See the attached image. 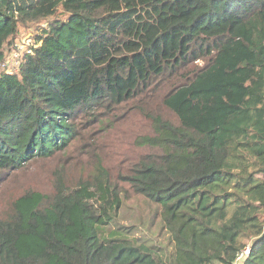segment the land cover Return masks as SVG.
Here are the masks:
<instances>
[{
	"label": "trees",
	"instance_id": "obj_1",
	"mask_svg": "<svg viewBox=\"0 0 264 264\" xmlns=\"http://www.w3.org/2000/svg\"><path fill=\"white\" fill-rule=\"evenodd\" d=\"M42 20L41 44L3 72ZM163 84L175 120L151 115L130 182L167 245L104 236L140 232L120 196L60 185L0 218V264H233L248 243L243 264H264V0H0V169L68 145L76 113Z\"/></svg>",
	"mask_w": 264,
	"mask_h": 264
},
{
	"label": "rangeland",
	"instance_id": "obj_2",
	"mask_svg": "<svg viewBox=\"0 0 264 264\" xmlns=\"http://www.w3.org/2000/svg\"><path fill=\"white\" fill-rule=\"evenodd\" d=\"M48 25L42 20L21 34L36 41L35 35ZM168 90L163 84L122 103L107 102L82 110L71 118L74 135L70 142L53 156L30 161L19 169H0V218L11 212L14 201L31 192L52 195L60 185L67 189L86 186L96 191L93 201H102L104 194L99 189L109 188L123 201L118 220L136 225L140 232L122 234L109 225L102 228L104 236L132 242L149 236L154 243L167 245L169 235L164 230L159 233V218H154L156 205L133 189L130 177L140 160L152 152L138 142L139 137L153 133L151 115L161 113L175 120L161 104V96Z\"/></svg>",
	"mask_w": 264,
	"mask_h": 264
},
{
	"label": "built area",
	"instance_id": "obj_3",
	"mask_svg": "<svg viewBox=\"0 0 264 264\" xmlns=\"http://www.w3.org/2000/svg\"><path fill=\"white\" fill-rule=\"evenodd\" d=\"M41 42H36L32 36L24 35L16 44L15 48L6 53V58L1 64V70L8 74L16 73L24 60L25 54H33L37 46ZM251 246L244 247L238 252L233 264H243L244 261L251 255Z\"/></svg>",
	"mask_w": 264,
	"mask_h": 264
}]
</instances>
